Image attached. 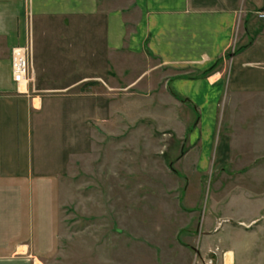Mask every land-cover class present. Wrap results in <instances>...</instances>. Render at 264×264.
Returning <instances> with one entry per match:
<instances>
[{
    "label": "rangeland",
    "instance_id": "1",
    "mask_svg": "<svg viewBox=\"0 0 264 264\" xmlns=\"http://www.w3.org/2000/svg\"><path fill=\"white\" fill-rule=\"evenodd\" d=\"M113 68L106 121L76 131L88 149L60 179L59 251L37 264H264V94L224 95L212 125L169 92L195 72L128 52Z\"/></svg>",
    "mask_w": 264,
    "mask_h": 264
},
{
    "label": "crops",
    "instance_id": "2",
    "mask_svg": "<svg viewBox=\"0 0 264 264\" xmlns=\"http://www.w3.org/2000/svg\"><path fill=\"white\" fill-rule=\"evenodd\" d=\"M132 1L130 21L100 0H0V264L59 251L60 179L88 149L76 148V131L106 121L118 55L195 72L170 76L169 92L191 98L212 125L224 95L264 94V0ZM17 46L30 48L25 89L13 79Z\"/></svg>",
    "mask_w": 264,
    "mask_h": 264
},
{
    "label": "built area",
    "instance_id": "3",
    "mask_svg": "<svg viewBox=\"0 0 264 264\" xmlns=\"http://www.w3.org/2000/svg\"><path fill=\"white\" fill-rule=\"evenodd\" d=\"M260 17L264 18V11L260 12ZM12 71L14 81L20 87L26 88L31 80L30 48L28 46H17L12 50Z\"/></svg>",
    "mask_w": 264,
    "mask_h": 264
},
{
    "label": "trees",
    "instance_id": "4",
    "mask_svg": "<svg viewBox=\"0 0 264 264\" xmlns=\"http://www.w3.org/2000/svg\"><path fill=\"white\" fill-rule=\"evenodd\" d=\"M216 67H217V64L214 65V66H212L211 68H209V69L206 70L205 72H203V73L201 74V76H202V77H206V76H208L210 73H212V72L216 69Z\"/></svg>",
    "mask_w": 264,
    "mask_h": 264
},
{
    "label": "bare ground",
    "instance_id": "5",
    "mask_svg": "<svg viewBox=\"0 0 264 264\" xmlns=\"http://www.w3.org/2000/svg\"><path fill=\"white\" fill-rule=\"evenodd\" d=\"M232 254H233V252H231V251H230V252H229L227 255H229V256H230V255H232Z\"/></svg>",
    "mask_w": 264,
    "mask_h": 264
}]
</instances>
